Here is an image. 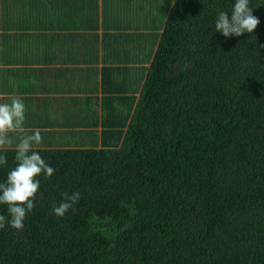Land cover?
I'll use <instances>...</instances> for the list:
<instances>
[{
	"label": "trees",
	"instance_id": "obj_1",
	"mask_svg": "<svg viewBox=\"0 0 264 264\" xmlns=\"http://www.w3.org/2000/svg\"><path fill=\"white\" fill-rule=\"evenodd\" d=\"M234 2L164 0L139 86L104 75L92 132L37 148L55 175L23 230H0V264H264V0L256 38L214 32ZM0 154L3 182L15 148ZM76 191L75 211L55 216Z\"/></svg>",
	"mask_w": 264,
	"mask_h": 264
},
{
	"label": "crops",
	"instance_id": "obj_2",
	"mask_svg": "<svg viewBox=\"0 0 264 264\" xmlns=\"http://www.w3.org/2000/svg\"><path fill=\"white\" fill-rule=\"evenodd\" d=\"M164 9V0H0V103L23 100L24 131L43 137L34 147L70 146L92 132L91 109L102 114L108 96L104 75L139 86Z\"/></svg>",
	"mask_w": 264,
	"mask_h": 264
},
{
	"label": "clouds",
	"instance_id": "obj_3",
	"mask_svg": "<svg viewBox=\"0 0 264 264\" xmlns=\"http://www.w3.org/2000/svg\"><path fill=\"white\" fill-rule=\"evenodd\" d=\"M260 4L253 5L252 0H235L230 9L231 17L228 11H218L214 32L221 33L225 38L239 37L245 33L256 38L253 33L260 20L253 15V9ZM188 67L190 65L185 63L181 70ZM25 121L26 106L21 98L13 97L10 103H0V151L15 145L16 152V166L0 182V205L6 206L8 213L7 216L0 214V230H23L25 220L36 206L40 178L51 179L56 171L34 147L43 143L41 132L35 130L30 134L26 133ZM10 133L18 135L13 136ZM7 163V157L0 154V167H6ZM81 198L79 191L64 193L62 201L52 206V213L64 218L68 212L75 211Z\"/></svg>",
	"mask_w": 264,
	"mask_h": 264
}]
</instances>
